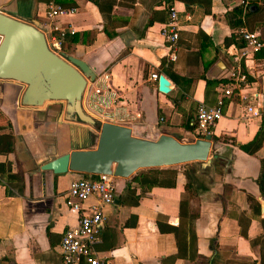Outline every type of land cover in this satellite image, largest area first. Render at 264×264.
<instances>
[{"label":"crops","instance_id":"0c3cea01","mask_svg":"<svg viewBox=\"0 0 264 264\" xmlns=\"http://www.w3.org/2000/svg\"><path fill=\"white\" fill-rule=\"evenodd\" d=\"M58 2L71 11L52 20L45 16L48 0H0V12L38 24L49 40L53 26L89 32L85 44L67 53L82 59L95 75L83 97V109L92 118L127 126L139 138L167 134L189 142L202 138L192 127L197 106L223 100L210 133L218 145L208 162L168 166L175 171L174 185L168 187L143 185L140 190L130 177H113L114 200L103 209L97 255L109 264H210L213 256L214 264H260L261 255L264 261V229L258 219H264V195L256 181L264 140L251 155L236 146L253 138L264 115L263 0H246L240 25L232 12L240 0H208L206 6L178 0ZM170 7L178 26L174 60L168 59L161 32ZM243 30L257 32L262 42L246 56H241L244 45L223 41L230 35L239 38ZM237 65L247 76L246 100L228 79ZM152 73L168 80L167 93L158 91ZM226 88L233 89L231 96L223 95ZM20 91L15 82L0 79V115L11 135V151L0 152V163L8 162L10 172L23 181L21 193L7 195L12 189L5 173L0 176V264H63L59 241L77 218L65 205V193L80 174H53L39 166L72 149L89 148L97 132L64 118L59 103L21 105ZM249 105L258 116L245 112ZM186 173L192 180L184 192ZM128 183L134 195L140 194L135 205L118 200ZM180 199H186L187 208L179 215ZM185 214L194 217L183 234Z\"/></svg>","mask_w":264,"mask_h":264},{"label":"water","instance_id":"95a60500","mask_svg":"<svg viewBox=\"0 0 264 264\" xmlns=\"http://www.w3.org/2000/svg\"><path fill=\"white\" fill-rule=\"evenodd\" d=\"M37 25L0 12V79L20 86L19 101L23 106L43 108L59 103L64 118L94 128L98 125L92 148L72 149L42 163L40 170L128 178L140 169L208 162L209 152L218 145L211 142L209 134L189 142L167 134L145 139L132 135L127 126L99 122L87 114L83 97L94 80L93 71L82 59L52 51ZM157 89L161 93L170 90L162 75L157 77Z\"/></svg>","mask_w":264,"mask_h":264},{"label":"built area","instance_id":"2783aa9c","mask_svg":"<svg viewBox=\"0 0 264 264\" xmlns=\"http://www.w3.org/2000/svg\"><path fill=\"white\" fill-rule=\"evenodd\" d=\"M239 3L244 8L246 7V0H240ZM70 11L71 9L49 1L46 5L45 16L47 19L52 20ZM177 31L176 12L173 7H170L168 19L161 29L166 46L169 49V60L175 59ZM50 32L52 37L49 42L58 48L66 31L53 26ZM239 37L244 45L241 56H246L248 52H256L262 46L259 35L255 31H240ZM149 77L157 80V75L154 73L150 74ZM228 79L237 91L238 97L241 100H246L247 94L244 90L248 84L247 76L239 65L228 74ZM232 94L233 89L231 88H226L223 91L224 96H231ZM222 106L223 100L221 97L213 105L200 103L197 106L193 124L200 137L206 134L210 135L216 121L221 117ZM245 112L254 117L259 115L258 109L253 105L246 106ZM112 180L113 176L111 174H96L79 175L70 181L65 193V205L70 211L76 213L77 218L74 226H68L62 232L59 241V254L63 264H109L106 259L97 255L95 246L100 242V227L105 219L103 209L105 206L112 204L114 200Z\"/></svg>","mask_w":264,"mask_h":264},{"label":"trees","instance_id":"16d2710c","mask_svg":"<svg viewBox=\"0 0 264 264\" xmlns=\"http://www.w3.org/2000/svg\"><path fill=\"white\" fill-rule=\"evenodd\" d=\"M49 1H52V2L62 6L58 2V0H48V2ZM89 1H91L93 3L96 2V0H89ZM178 1H181L185 5H189V4L194 3V4L201 5V6H206L207 2H208V0H178ZM62 7H64V6H62ZM64 8H66V7H64ZM242 9L243 8H242V5L240 3L238 5H236L234 8H232L233 15L236 16V19H237L236 25L241 24L240 16L242 15ZM206 11H207V9H206ZM249 31H251V30H249ZM88 34H89V32H87V31L64 32V35L61 39V46H62L63 50H68V49H70L71 46H73L75 44H85L87 42ZM223 41L228 42V43L232 41V43L239 48L243 45V41L240 39V37L235 38V36H233V35H230L228 38H225ZM192 120H194V118ZM192 125H193L192 127H195L194 124H192ZM2 130H4V132H2ZM4 133H6V135H7L6 138L2 137V135H4ZM197 136L200 137V135H198V134H197ZM10 140H11V135H9V124L6 121H4V119L0 115V152L7 153V152L11 151ZM263 140H264V115L261 118V125H260L259 129L257 130V132L255 133V135L253 136V138L246 143L236 144V146L238 149H240L244 153L251 155V154L255 153L261 147ZM4 167H5V170H4ZM0 169H1L0 176H2L1 175L2 173H5L4 180L7 182L6 183L7 186L12 189V190H7V195H13V194L21 193L22 188H23L22 177L19 176L17 173H11L10 172V167H9L8 162L7 163H0ZM141 170L142 171H140V172H135L134 174H132L130 176V179H129V182H137V186L140 187V190H141V187L143 185L148 187V188L152 185L165 186V187L174 185L175 171L172 170L170 167H166V168H145V169H141ZM142 172H145V173L141 174ZM80 175L87 176L86 174H80ZM186 177H187L188 181L184 185V192H186L190 188V186H191L190 182L192 180L191 175L189 176V174H187V173H186ZM256 181H257V185H258L260 193L264 195V158L260 159V161H259V174H258ZM134 191H135V188H134V186H131L130 183L125 185L123 193L118 196L119 202L127 201L128 204L135 205L138 201L140 194L134 195V193H135ZM186 208H187L186 199H180V201H179V215H180V212H182V210L186 211ZM184 217L185 218H183V220H181V221H183L181 223L182 227H183V229H182L183 234H185V232L188 229L187 228L188 221L192 220L194 215L193 214H185ZM181 219H182V217H181ZM258 219H259V221H260V223L264 229V219L263 218H258ZM257 241H259V240H257ZM250 242L252 244L255 241L251 240ZM176 244L178 246V249H180V245L178 244V240H176ZM185 247H184V250H185ZM214 260H215V258L213 256L210 259V264H214ZM242 264H253V263H242ZM260 264H264L262 255H261V259H260Z\"/></svg>","mask_w":264,"mask_h":264},{"label":"rangeland","instance_id":"374dc122","mask_svg":"<svg viewBox=\"0 0 264 264\" xmlns=\"http://www.w3.org/2000/svg\"><path fill=\"white\" fill-rule=\"evenodd\" d=\"M50 28H51V27H50ZM45 37H46V39H47V44H48L49 48H50L52 51H54V52H55L56 54H58V55H69V54L67 53V50H63V48H62L61 45L58 46V48H57V47L53 46V45L49 42L48 36L45 35ZM95 131L98 132V125L95 126ZM96 136H97V133H96V135H95V134H94V135L92 134L91 138L94 139V141L91 139V146H89V148H92V147L95 145ZM89 142H90V141H89Z\"/></svg>","mask_w":264,"mask_h":264},{"label":"bare ground","instance_id":"6f19581e","mask_svg":"<svg viewBox=\"0 0 264 264\" xmlns=\"http://www.w3.org/2000/svg\"><path fill=\"white\" fill-rule=\"evenodd\" d=\"M40 107H42V106H40Z\"/></svg>","mask_w":264,"mask_h":264}]
</instances>
